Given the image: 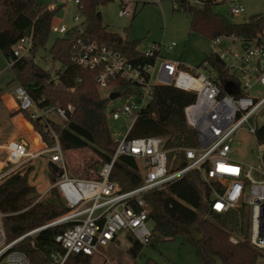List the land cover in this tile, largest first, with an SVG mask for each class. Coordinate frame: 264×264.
I'll list each match as a JSON object with an SVG mask.
<instances>
[{
    "label": "built area",
    "instance_id": "1",
    "mask_svg": "<svg viewBox=\"0 0 264 264\" xmlns=\"http://www.w3.org/2000/svg\"><path fill=\"white\" fill-rule=\"evenodd\" d=\"M83 1L56 0L50 5V9L70 6L78 13L73 17L75 25L71 28L56 22L54 16L50 32L62 38L73 30L82 32L85 22ZM118 1L120 17L129 15L127 6L139 3V0ZM163 1H170L173 10L183 14H187L188 8L200 10L208 2L147 0L140 3L159 4ZM227 4L230 16L245 13L237 0ZM230 43L238 44L239 51L230 50ZM211 44L212 55L221 62L229 78L226 84L234 87L233 94L224 92V86L217 79L218 72L212 66L204 63L200 67H184L180 61L161 57L159 44L151 46L146 52L137 50L151 62L135 64L104 44L88 39L76 41L70 59L78 67L96 73L97 92L101 99L108 100L105 115L108 113L113 121L119 120L121 115L131 119L126 134L118 139L112 138L116 143L115 151L110 162L99 167L94 179L74 178L68 174L58 137L50 127L51 123L63 126L68 122L74 107H39L26 88L15 84L8 99L17 103L19 111L47 124L53 143L37 150L18 139H10L0 145L5 156L3 165L9 166L0 174V184L8 177L20 174L24 167L45 159L48 164L54 165L56 172V182L48 191L55 187L69 211L63 217L13 241L6 239L2 222L5 215L0 212V264H31L27 255L17 250L16 246L26 238H32L33 246V239L41 231L63 224H70V227L55 238L64 253L50 255L55 264H63L70 255L97 257L109 245L120 242V236L126 240L130 236L139 245L148 246L153 227L147 225L150 207L145 195L166 190L190 173L197 175L211 212L227 215L242 208L247 213V239L244 241L235 233L229 236V242L232 245L246 243L257 251H264V144L258 141L257 131L262 126L256 122L264 117V31L248 41L221 36L211 40ZM175 46V43H170L167 50ZM31 48L30 31L13 45L12 56L15 60L29 57ZM13 63L9 62L10 67ZM158 87H173L194 95V101L184 108V118L186 127L195 133V146L186 147L183 140L181 143L175 137L128 138L139 113L152 102L154 89ZM113 93H117L118 97L110 101ZM41 101L44 99L38 102ZM115 102L119 103L114 105ZM241 131L257 142L256 150L251 152L256 160L254 166L244 165L237 158L236 147L240 145L238 135ZM121 157L135 162L139 187L121 191L110 180L113 166ZM102 264L111 263L105 258Z\"/></svg>",
    "mask_w": 264,
    "mask_h": 264
},
{
    "label": "trees",
    "instance_id": "2",
    "mask_svg": "<svg viewBox=\"0 0 264 264\" xmlns=\"http://www.w3.org/2000/svg\"><path fill=\"white\" fill-rule=\"evenodd\" d=\"M110 1L112 0H84L83 31L73 30L72 33H67L65 37H58L54 41L50 48L52 62L63 66V71L56 73L57 80L54 81L51 72L40 68L34 59L39 50L45 49L51 34L49 29L51 20L61 8L50 9L47 5L38 4L36 0H0V56L14 62L10 67L13 80L28 90L39 107L73 106L75 111L68 122L63 126L51 123V130L56 133L63 152L90 149L98 154L100 165L110 162L116 148L106 122L105 106L108 100L101 99L97 92L96 73L82 69L71 61L72 46L78 39H88L111 47L131 63L151 62V59L148 60L137 52L138 42L123 40L117 34L107 32L102 26L98 8ZM218 4L216 0H208L205 7L200 10L188 8L186 15L190 18L189 31L210 40L231 36L244 41L251 40L258 32L264 31V16L254 15L249 17L247 22L230 23L213 12ZM30 31L32 48L29 57L15 60L11 52L13 45ZM204 63L218 72L217 79L223 87L229 78L221 62L211 54ZM71 88L74 89L73 92L70 91ZM194 98L193 94L173 87L155 88L152 102L139 113L127 135L128 138L175 137L181 143L183 140L186 147L195 146V133L186 127L184 118V108L191 104ZM41 99L44 101L38 102ZM22 113L41 142L46 146L52 145L47 124L32 119L26 112ZM12 121L23 133L31 134L29 126L20 118ZM257 138L259 143L264 144V126L257 131ZM37 147L42 148L40 143ZM48 169L50 182L55 183L54 165L48 164ZM136 170V164L131 158L121 157L113 166L110 180L121 191L135 189L140 186ZM205 194L197 175L190 173L168 186L166 190L145 195L151 209L149 220L153 223L148 246L153 248L158 242L186 235L203 264H214L209 254L219 257L224 264H256L258 252L246 244L232 245L225 231L230 229L244 235L243 223L246 216L244 210L241 208L227 215L215 214L210 211ZM34 195L35 190L28 185L26 176L19 173L8 177L0 184V212L5 215L2 222L7 241H13L31 230L47 225L69 211L64 203L59 204L52 198L46 202L34 203ZM200 212L205 217L214 219L220 226L210 223L207 219H200ZM68 227L70 224L47 228L33 239V246L19 243L16 249L25 253L31 264H55L50 255L64 254L55 238ZM193 227L198 228L204 236L198 243L190 238ZM127 240L131 243L127 254L133 261L139 256L143 246L130 236H127ZM90 260V257L83 254L70 255L63 264H90ZM144 264L158 263L146 259Z\"/></svg>",
    "mask_w": 264,
    "mask_h": 264
},
{
    "label": "rangeland",
    "instance_id": "3",
    "mask_svg": "<svg viewBox=\"0 0 264 264\" xmlns=\"http://www.w3.org/2000/svg\"><path fill=\"white\" fill-rule=\"evenodd\" d=\"M36 1L38 4L47 6L56 3V0ZM143 1L147 0H139L137 5L127 6L129 15L123 17L118 15L120 10V2L118 0H112L100 6L98 12L101 16L102 26L107 32L117 34L123 40L127 39L138 42L137 50L140 52H146L151 46L159 44L161 46L160 55L165 59L180 61L184 67L188 68L200 67L204 64L206 58L213 53L211 40L189 31L190 18L186 14L175 12L170 1H163L159 4L140 3ZM216 1L219 4L214 7L213 12L224 17L230 23H244L248 21L249 17L254 15L264 16V0H238V3L245 9V13L239 16H230L227 3L231 0ZM77 14V11L72 7H64L55 15L54 19L67 28H71L75 25L73 17ZM58 37L60 36L51 33L45 49L39 50L34 59L40 68L51 72L54 81L57 80L56 73L63 71V66L59 63H53L50 55V48ZM170 43H175L176 46L168 51L167 46ZM228 47L232 51H239L238 44L230 43ZM16 83L19 82L13 80V74L7 65V61L0 56V145L5 144L10 139H21L33 150L40 149L37 147L39 146L38 140H40V137L29 122H27L25 115L17 109V103H13L8 99ZM19 84L21 85V83ZM118 103L115 102L114 105ZM32 112L34 113V110H31ZM15 116L16 118H20L23 123L26 122L31 134L23 133L16 126L10 118ZM106 117L111 139H118L126 134L127 128L131 123L130 117L121 115L117 121H113L108 113H106ZM256 122L258 126H263L264 117L257 119ZM238 141L240 142V145L236 147L238 160L244 165L254 166L256 160L251 152L257 148L255 138L251 135L249 136L245 131H241L238 135ZM45 146L44 143L43 146L41 145L42 148ZM63 156L68 174L72 177L82 179H94L97 177V170L101 164L97 153H94L90 149H82L63 152ZM4 158L5 156L0 150V174L9 169V166L3 165ZM47 169L48 164L46 160L41 159L35 161L32 165L24 167L20 174L26 176L28 185L35 190L34 203L46 202L52 198L59 204H63L62 198L55 187L48 191L55 183L50 182V172ZM199 218L207 219L210 223L220 226L214 219L205 217L202 212L199 213ZM147 225L149 228L153 227L151 221ZM243 225L244 235L239 232H232L230 229H226L225 231L229 236L236 233L235 236L241 237L245 241L249 232L247 213ZM195 229L203 235L198 228ZM119 240V244L108 249L106 248L102 250L99 256L91 258L90 264H102L105 258L111 264H144L146 259H152L158 264H203L198 259L196 250L186 235H179L173 240L158 242L153 248L145 246L139 256L133 261L127 254L129 243L123 236H120ZM22 243L32 246V238H26ZM251 249L258 252L259 256L256 264H264V251L260 252L253 248Z\"/></svg>",
    "mask_w": 264,
    "mask_h": 264
},
{
    "label": "water",
    "instance_id": "4",
    "mask_svg": "<svg viewBox=\"0 0 264 264\" xmlns=\"http://www.w3.org/2000/svg\"><path fill=\"white\" fill-rule=\"evenodd\" d=\"M224 92L227 93V94H233L234 93V87L230 84H225L224 85ZM118 97V94L117 93H113L110 95L109 97V100L110 101H113L115 98ZM211 200H213L211 198ZM203 235L200 234V232L193 228L190 232V238L195 242V243H198L200 242L202 239H203ZM209 258L214 262V264H224L223 261L219 258V257H216L212 254H209Z\"/></svg>",
    "mask_w": 264,
    "mask_h": 264
},
{
    "label": "crops",
    "instance_id": "5",
    "mask_svg": "<svg viewBox=\"0 0 264 264\" xmlns=\"http://www.w3.org/2000/svg\"><path fill=\"white\" fill-rule=\"evenodd\" d=\"M238 1V0H237ZM239 2V1H238ZM7 61V60H6ZM7 65H8V67L10 68V64H9V61H7ZM11 118V120H13V119H16V116L15 117H10ZM25 124H26V122H24ZM18 140H21V139H18ZM39 143L43 146V143L41 142V140H39ZM48 164V163H47ZM101 166V165H100ZM99 166V167H100ZM47 168V167H46ZM48 170V169H47ZM49 171V170H48ZM82 179V178H81ZM127 242L129 243V247H130V242L127 240ZM120 242H117V244H119ZM117 244H112V245H109V247H107V249L108 248H111V247H113L114 245H117ZM128 247V248H129Z\"/></svg>",
    "mask_w": 264,
    "mask_h": 264
},
{
    "label": "snow or ice",
    "instance_id": "6",
    "mask_svg": "<svg viewBox=\"0 0 264 264\" xmlns=\"http://www.w3.org/2000/svg\"><path fill=\"white\" fill-rule=\"evenodd\" d=\"M217 207L219 208L220 206H219V205H217Z\"/></svg>",
    "mask_w": 264,
    "mask_h": 264
}]
</instances>
